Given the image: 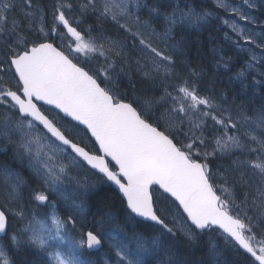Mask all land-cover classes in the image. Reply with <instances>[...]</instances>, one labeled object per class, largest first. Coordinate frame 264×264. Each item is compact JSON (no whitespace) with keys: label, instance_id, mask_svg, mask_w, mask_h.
I'll return each instance as SVG.
<instances>
[{"label":"snow or ice","instance_id":"1","mask_svg":"<svg viewBox=\"0 0 264 264\" xmlns=\"http://www.w3.org/2000/svg\"><path fill=\"white\" fill-rule=\"evenodd\" d=\"M215 7L246 57L234 79L264 89V0ZM213 19L198 0H0V264L105 243L115 264H264V102L192 62ZM102 185L120 208L90 227Z\"/></svg>","mask_w":264,"mask_h":264},{"label":"trees","instance_id":"2","mask_svg":"<svg viewBox=\"0 0 264 264\" xmlns=\"http://www.w3.org/2000/svg\"><path fill=\"white\" fill-rule=\"evenodd\" d=\"M151 2L152 0H149V3ZM198 3L208 11H214V19L210 25L202 29L199 33L188 36V39L195 45L190 53L192 62L203 67L204 71L207 73L206 79L214 78L217 81V85L219 87H223L226 92L231 93L233 96L239 94L240 97H245L244 102L249 101L254 105L257 104L256 106L258 107L259 104L264 102V89H261L258 84L251 88L241 89L239 81L234 79L236 72L240 71V69L244 66L246 57H244L242 53H238V50L233 46L231 41L224 38L225 31H229V29L222 26L220 20L228 18L227 13H225L222 9H216L214 5L215 3L212 0H198ZM143 13L144 18H147V9H144ZM259 13L264 15V11L262 9ZM263 18L264 16L261 18V21L264 20ZM238 22L242 23L241 21ZM89 23H91V21H89ZM252 26L251 28H255L256 31H259L258 26L257 28ZM157 27L159 29V25H157ZM197 48L199 49V52H197ZM214 49H222V54L231 58L233 61L231 71H226L223 68H217L215 66V61L213 59ZM230 78L233 79L230 80ZM248 82H252V77H247L245 79V85H247ZM0 159H3V157ZM88 205L90 212L88 221L89 226L91 227L92 224L101 220L109 211L118 212L120 208V201L114 190L110 191L109 186L102 185L90 195ZM20 258L33 261L38 259V257L32 255H26ZM194 258L206 259L203 251H195ZM81 259L85 261V264H106V262L107 264H115L116 260L107 243H105L99 250L86 252Z\"/></svg>","mask_w":264,"mask_h":264},{"label":"bare ground","instance_id":"3","mask_svg":"<svg viewBox=\"0 0 264 264\" xmlns=\"http://www.w3.org/2000/svg\"><path fill=\"white\" fill-rule=\"evenodd\" d=\"M215 4H216V1L215 0H212ZM214 4V5H215ZM264 19V18H263ZM252 26V25H251ZM251 26H249V27H251ZM253 27V26H252ZM256 28H257V26H255ZM259 28V27H258ZM224 82V81H223ZM222 85V84H221ZM236 86V85H235ZM249 100H250V98H249ZM239 102V101H238ZM247 102V101H246ZM249 102V101H248ZM257 105V104H256ZM260 105V104H259Z\"/></svg>","mask_w":264,"mask_h":264},{"label":"rangeland","instance_id":"4","mask_svg":"<svg viewBox=\"0 0 264 264\" xmlns=\"http://www.w3.org/2000/svg\"><path fill=\"white\" fill-rule=\"evenodd\" d=\"M216 1V0H215ZM248 84H249V82H248Z\"/></svg>","mask_w":264,"mask_h":264}]
</instances>
